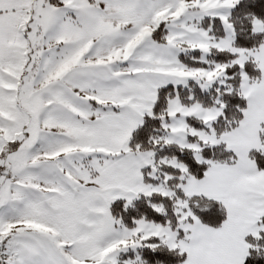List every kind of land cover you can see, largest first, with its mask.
Segmentation results:
<instances>
[{
    "label": "snow or ice",
    "instance_id": "snow-or-ice-1",
    "mask_svg": "<svg viewBox=\"0 0 264 264\" xmlns=\"http://www.w3.org/2000/svg\"><path fill=\"white\" fill-rule=\"evenodd\" d=\"M0 264H264V0H0Z\"/></svg>",
    "mask_w": 264,
    "mask_h": 264
}]
</instances>
